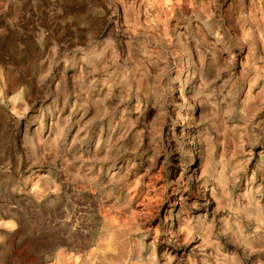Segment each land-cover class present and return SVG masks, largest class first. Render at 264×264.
I'll return each instance as SVG.
<instances>
[{"label":"rangeland","instance_id":"rangeland-1","mask_svg":"<svg viewBox=\"0 0 264 264\" xmlns=\"http://www.w3.org/2000/svg\"><path fill=\"white\" fill-rule=\"evenodd\" d=\"M181 55L202 67L188 108L170 95L188 89ZM248 62L264 64V0H0V264H264V75L245 102Z\"/></svg>","mask_w":264,"mask_h":264},{"label":"bare ground","instance_id":"bare-ground-1","mask_svg":"<svg viewBox=\"0 0 264 264\" xmlns=\"http://www.w3.org/2000/svg\"><path fill=\"white\" fill-rule=\"evenodd\" d=\"M223 4V3H222ZM235 12V11H234ZM243 15V14H242ZM238 19V18H237ZM227 21V20H226ZM241 22V21H240ZM233 23V22H232ZM224 25V24H223ZM222 25V26H223ZM204 28H205V25H204ZM229 28V27H228ZM225 29V28H224ZM202 30V29H201ZM204 30V29H203ZM202 30V32H205V31H203ZM206 30V32L208 33V30L207 29H205ZM218 30V29H217ZM229 30H230V28H229ZM212 30H210V32H211ZM236 31V30H235ZM200 32V31H199ZM217 32V31H216ZM215 32V33H216ZM225 32V31H224ZM218 33H219V30H218ZM218 33H216V34H214V32H212L211 34H213L214 36L212 37V39L214 40V43L216 42V43H218L219 42V37H218ZM226 33H228V32H226ZM246 33V32H245ZM218 34V35H217ZM210 35V34H209ZM222 35V34H221ZM246 36V35H245ZM244 36V37H245ZM202 39V38H201ZM245 41V40H244ZM171 43V48H174V50L175 51H177V47L179 46L178 44H177V42H176V40H175V38H174V40H172V41H170ZM221 42V41H220ZM163 43V42H162ZM213 44V43H212ZM178 45V46H177ZM214 45V44H213ZM249 47V46H248ZM179 48V47H178ZM213 48V47H212ZM180 49V48H179ZM188 50V49H187ZM204 51H206V50H204ZM208 51V50H207ZM209 52V51H208ZM177 53H178V51H177ZM183 53V52H182ZM181 53V54H182ZM240 53V52H239ZM198 54V53H197ZM208 54V53H207ZM182 56V55H181ZM246 56H247V54H246ZM245 56V57H246ZM183 57V63H182V66H181V68H182V74L183 75H181V72H180V77L178 78V82L181 84H183L184 83V85L186 86V87H188V89H186V88H184V89H182L180 92H179V94H174V93H176L175 92V89L173 88V85L170 87V95L172 96V101L175 103V105L177 106V107H181V106H183V107H185V108H188V106L189 105H191V104H189V101H188V99H189V93H191V84L192 85H194L193 84V82L195 81V75H196V72L197 71H199L200 69L196 66V64L194 63V59H193V57L191 56V55H189V56H187V55H184V56H182ZM245 57L243 56V59H245ZM203 58H205V57H203ZM234 58V57H233ZM202 59V58H201ZM207 59V58H206ZM208 59H210V58H208ZM211 60V59H210ZM213 60V59H212ZM246 60V59H245ZM196 61V60H195ZM204 61H206V60H204ZM202 62V61H201ZM212 64H213V62H211ZM258 63V62H257ZM261 63V62H260ZM202 64V63H201ZM203 64H204V62H203ZM202 64V65H203ZM209 64V63H208ZM242 64V73L243 72H245V81L244 80H242V81H244V86H245V88H243V89H245V93L243 94L244 95V101L245 102H247V100H249L250 98L248 97V95L250 94V91H251V88L250 87H252V84H254L260 77H262L263 75H264V64H262V67L260 66V64H259V66H255V65H250V63L248 62V63H241ZM240 64V65H241ZM210 66H211V64H210ZM205 68V67H204ZM203 70V69H202ZM202 70H201V72H202ZM205 70V69H204ZM203 70V71H204ZM241 70V69H240ZM181 71V70H180ZM241 72V71H240ZM198 77H199V75H198ZM256 84V83H255ZM257 85V84H256ZM255 87V86H254ZM254 87H252V88H254ZM242 89V90H243ZM255 90V89H254ZM253 91V90H252ZM256 94V93H255ZM178 101H182L183 102V104L181 105V104H178L177 102ZM187 106V107H186ZM199 107V106H198ZM190 108V107H189ZM197 108V106H192V108H190V111H194L195 109ZM176 111V110H175ZM178 111V110H177ZM186 112V111H185ZM188 112V111H187ZM178 114H179V111L177 112ZM181 113V112H180ZM187 114V113H186ZM193 115H194V113H192ZM181 115V114H180ZM186 116V115H185ZM181 117V116H180ZM190 118H192V115H190L189 116ZM188 117V118H189ZM194 117V116H193ZM182 119H183V117H182ZM185 120V119H184ZM187 121H189V120H187ZM182 122V121H181ZM186 122V121H185ZM187 123V122H186ZM191 127V126H190ZM182 131H183V133H184V135H185V137L187 138V139H189V143H188V152H189V155L191 156V161H190V163L192 162V165H193V167H192V169H191V172H192V175H193V178H196L197 177V173H196V171H197V156H198V154L196 153V151H197V144L195 143V140H196V138H195V135H194V133H193V131L190 129V128H182ZM209 151V150H208ZM231 156V155H230ZM199 157V156H198ZM152 158V157H151ZM189 158V157H188ZM219 159V158H218ZM140 162V161H139ZM202 163V162H201ZM202 169V168H201ZM38 176V175H37ZM42 176V175H41ZM43 176H44V174H43ZM42 176V177H43ZM47 176V175H46ZM38 178H40L39 176H38ZM47 178V177H46ZM216 178V180H217V183L218 184H221V179L217 176V177H215ZM196 179H198V181H199V178H196ZM200 180H201V178H200ZM215 182V181H214ZM197 183V182H196ZM216 183V182H215ZM215 185V184H214ZM217 185V184H216ZM260 185V184H259ZM212 186V185H211ZM210 186V187H211ZM209 187V184H208V182L207 181H205V182H202V186L201 187H199V189H203L202 191L204 192V196H207V197H213V189L212 188H210ZM224 187H225V184H224ZM180 188V187H179ZM257 188V187H256ZM256 188H255V190H256ZM32 189V188H31ZM223 190V189H222ZM196 191V190H195ZM220 191V190H219ZM197 192H198V190H197ZM195 193V192H194ZM196 194V193H195ZM199 195V194H198ZM202 195V194H201ZM216 196H217V194H216ZM218 197V196H217ZM206 198V197H205ZM219 198V197H218ZM256 198V197H255ZM198 199V198H197ZM212 200H214V199H212ZM175 202V201H174ZM174 202H173V204H174ZM179 202V201H178ZM208 202H210L209 200H208ZM214 202V201H213ZM212 202V203H213ZM180 203V202H179ZM203 203H204V201H203ZM259 203H260V201H259ZM215 204V203H214ZM249 204H251L250 202H249ZM172 205V204H171ZM211 205V204H210ZM257 205V204H256ZM217 206V205H216ZM244 206V205H243ZM261 207V206H260ZM173 209V208H172ZM170 210L169 211V221H170V224H171V232H173L172 234H174V233H179V232H186L188 235H189V237H190V241H192L193 243H194V246H193V250L192 251H196V252H202V251H204V250H202L201 248L202 247H206L208 244H209V242L206 240V239H204V236L203 237H196V236H194V234L192 233V231L189 229V224H188V218H189V216H188V218H186L187 217V214H186V216L184 217V215H185V213H184V215L182 216V217H184V218H181V217H179V216H177V215H173L174 214V212H173V210ZM255 209V208H254ZM257 211V210H256ZM189 215V214H188ZM205 216V215H204ZM203 217V216H202ZM206 217V216H205ZM196 218V217H195ZM201 218V217H200ZM199 218V219H200ZM252 218V217H251ZM254 218H257V217H254ZM189 219H192V218H189ZM258 219V218H257ZM114 221V220H113ZM115 222V221H114ZM190 222V221H189ZM253 222V221H252ZM201 223V222H200ZM203 223V222H202ZM254 223V222H253ZM256 226V225H255ZM254 227V226H253ZM225 229V228H224ZM258 229V228H257ZM260 229V228H259ZM224 231V230H223ZM229 231V230H228ZM207 232H208V230H207ZM225 232H226V230H225ZM231 232V231H230ZM243 235V234H242ZM183 236V235H182ZM206 236H207V233H206ZM206 238V237H205ZM234 239H235V237H234ZM186 241V240H185ZM248 241V240H247ZM213 243H214V241H212ZM209 246H211V245H209ZM202 251H201V250ZM215 252V251H214ZM219 253V252H218ZM203 254V253H202ZM209 254H211V253H209ZM214 256H215V254H214ZM204 257V256H203ZM225 254H218L217 256H216V258H214L215 259V264H223L224 262H225ZM163 261V260H162ZM186 263H188V264H191L190 262V259H189V257L186 259ZM204 262H206V261H204Z\"/></svg>","mask_w":264,"mask_h":264}]
</instances>
